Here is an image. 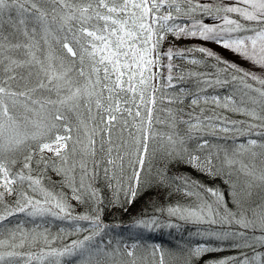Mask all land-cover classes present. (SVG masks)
<instances>
[{"label":"snow or ice","instance_id":"6c2138e0","mask_svg":"<svg viewBox=\"0 0 264 264\" xmlns=\"http://www.w3.org/2000/svg\"><path fill=\"white\" fill-rule=\"evenodd\" d=\"M198 15L220 23H205ZM185 18L190 23L183 22ZM169 34L213 41L259 66L260 74L223 60L204 46L163 50ZM193 52L224 66L211 79L207 73H187L195 77L196 91L177 89L173 81L183 82L185 76L173 75V58ZM214 86H229L232 93L200 95ZM185 97L191 98L193 108L211 103L247 118L225 117L231 127H222L224 133L250 135L259 130L255 132L259 141L249 139L232 154L259 157V170L227 153L225 158L229 166L239 163L249 186L258 182L264 187V0H0V264H145L137 255V244L109 250L111 241L97 240L108 227L101 219L104 197L94 186L101 173L112 190L109 203L125 211L146 189L168 187L192 202L160 212L193 224L235 227L198 233L232 240L234 247L253 252L251 257L242 252V259L216 264H264V252L255 250L257 244L264 248V203L246 208L232 187L233 211L220 190L167 174L168 164L174 162L220 175L211 153L201 157L188 148V141L205 129L215 134L213 120L220 118L187 113L190 118L183 119V109L172 105L182 104ZM200 111L203 114L204 109ZM180 125L185 126L183 133ZM206 146L204 140L196 149ZM155 159L163 166L153 172ZM36 169L41 174L33 175ZM49 170L63 177L71 199L90 201L94 214L73 215L69 197L43 185V174ZM18 213L75 221V232L87 234L53 247L60 235L49 238L47 230L28 231L4 223ZM80 221H87L88 227L81 228ZM136 225L160 227L156 217L137 220ZM256 231L262 235L255 236ZM41 241L38 252L23 251ZM215 250L199 245L188 255ZM148 256V264H166L158 245L151 246Z\"/></svg>","mask_w":264,"mask_h":264},{"label":"trees","instance_id":"16d2710c","mask_svg":"<svg viewBox=\"0 0 264 264\" xmlns=\"http://www.w3.org/2000/svg\"><path fill=\"white\" fill-rule=\"evenodd\" d=\"M197 18L208 19L209 17ZM183 22H189L185 18ZM172 47L174 50H187L198 48L188 41L180 38L173 37L169 34L168 41L164 44L163 50ZM223 59V57H221ZM191 59H202L204 63L200 65H192L189 61ZM225 60V59H223ZM167 63V60L164 61ZM173 75H183L185 80L183 82L174 80L173 83L177 85V89L180 87L196 91L195 77H188L189 72H202L207 73V78L211 79L212 74L218 71L223 64H217L214 58L203 57L198 52L187 54L186 56L174 57L172 61ZM164 75H167V70L164 69ZM201 87H205L201 85ZM169 91H175V89H169ZM232 93V88L229 86L211 87L206 88V91L200 93L201 96H220L224 97ZM190 97L183 98V103L179 105H172L174 108L183 109V119L188 120L190 117L187 113H191L192 116H200L203 119L204 116L219 117V120H213V124L231 126L224 123L226 117L229 121H244L247 118L238 113H234L228 110H224L220 107H216L209 104L201 103L199 107L193 108L190 104ZM201 108L204 109L201 114ZM214 109V111H213ZM239 127V125L237 126ZM180 129L183 133L185 130L184 125H180ZM246 130V127L245 129ZM160 131H168V129L161 127ZM258 129L250 135H240L235 132V135H226L220 131H215V134L209 129H205L203 133L194 135V138L188 141V148L190 151H194L195 154L203 157L206 154L211 153L213 155V164L220 172V175H208L202 173L196 168L187 164H177L171 162L167 166V174L173 177H187L192 181L199 182L201 185L218 189L224 194L225 201L228 202V207L233 211H236V204L232 195V187H235L240 192L242 200L246 208H255L257 204L264 203V187H261L258 182L252 183L249 186V177L240 169L239 163L229 166L226 162L225 153L228 158L236 159L244 164L254 163L257 170L261 167L260 159L257 157L255 160H250L247 155H237L233 157V152L236 149L237 144L247 142L249 139H261L255 134ZM204 140L208 141V146L202 150H197L196 145L203 143ZM259 152V150L257 151ZM47 155H51L50 153ZM99 158V156L97 157ZM147 162L145 167H147ZM162 162L159 159L152 161L153 172L159 167H162ZM41 174L39 169L33 172V175ZM101 178L94 182V186L98 188L101 195L104 197L103 213L101 219L108 227L105 229L102 237L97 238L99 241L103 239L108 245L109 250L119 247L121 251L124 245L131 246L137 244V255L145 259V264H148L150 257L148 252L153 245L160 246L165 252L166 264H216L217 261L228 258L242 259V252L247 253L248 256H252L253 252L248 248H237L233 246L232 240H218L214 236L201 235L198 233H204L206 231H234L235 227L221 229L220 226H209L206 224H193L190 222H184L178 218L169 217L166 212H160L159 209L181 204L188 206L191 204V198L185 197L183 192H176L174 188L168 187H151L146 189L141 195H139L135 202L131 205H126L127 211L119 205H112L109 200L112 198V190L106 187V181ZM230 180V183L228 182ZM43 185L51 191L63 192L69 197V202L72 205L71 211L73 215L82 214H94L91 202L80 203L74 199H71V189L64 182L63 177L58 175L55 171L49 170L46 174H43ZM29 195H32L31 191ZM250 193V194H249ZM8 203H13L11 197L7 199ZM156 217L160 223V227L154 229H145L136 225V221L140 219H148ZM8 227H16L19 225L25 230L31 231L36 229L37 232H43L47 230L49 238L52 236L60 235L62 238L55 241L53 247H62L64 244L70 243L74 239H82L83 235L87 233L75 232V226L77 222L71 220H62L57 217L44 216V217H28L23 213H18L16 216L10 217L8 221L4 222ZM81 228L88 227L87 221L78 222ZM176 225L174 227H168L167 225ZM39 226V227H37ZM61 230H64L61 232ZM64 233H71L65 235ZM249 238L253 233H248ZM255 236H260L262 233L256 231ZM251 242V240H250ZM199 245H214L215 251L203 253L199 257H189V249L195 248ZM43 247V241L38 245L26 247L23 251L38 252ZM257 252H264V248L260 245H255ZM171 254V255H169Z\"/></svg>","mask_w":264,"mask_h":264},{"label":"rangeland","instance_id":"374dc122","mask_svg":"<svg viewBox=\"0 0 264 264\" xmlns=\"http://www.w3.org/2000/svg\"><path fill=\"white\" fill-rule=\"evenodd\" d=\"M227 2V0H226ZM205 23H220V21L208 18V19H203ZM190 23V22H189ZM180 39H183L185 41H188L189 43L201 47H207L210 50H212L213 52H215L216 54H218L220 57H223V59L231 62H235L237 63L239 66L243 67L245 70H256L257 74L259 75V66H253L251 65V62L245 61L242 57H239L237 54H234L232 51L224 49L222 46L216 44L213 41H204L202 38L200 37H180ZM216 126V130L222 132L223 134L226 135H235V131L233 132H228V133H224L223 131H221L220 129L222 127H226V125H219V124H214ZM227 127H231V126H227ZM247 142H243L242 144H246ZM239 145V144H237ZM259 149H257L256 151H258ZM206 247H211L214 249V245H203Z\"/></svg>","mask_w":264,"mask_h":264}]
</instances>
